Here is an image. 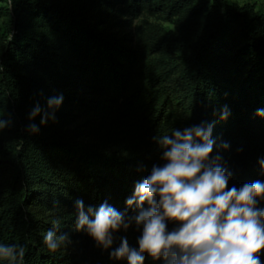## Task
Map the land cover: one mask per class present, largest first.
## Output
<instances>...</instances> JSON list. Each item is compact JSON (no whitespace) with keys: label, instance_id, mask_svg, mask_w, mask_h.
Masks as SVG:
<instances>
[{"label":"trees","instance_id":"16d2710c","mask_svg":"<svg viewBox=\"0 0 264 264\" xmlns=\"http://www.w3.org/2000/svg\"><path fill=\"white\" fill-rule=\"evenodd\" d=\"M50 100L60 103L49 107ZM258 110L264 8L229 0H0V244L25 249L22 261L0 264H127L110 252L123 237L138 250L142 226L119 229L104 249L74 229L76 202L137 215L126 200L164 163L153 137L202 122L212 125L211 156L232 174L229 187L264 182ZM178 226L168 222L169 231ZM50 229L71 243L49 251ZM144 255V264H165ZM258 255L264 264V250Z\"/></svg>","mask_w":264,"mask_h":264},{"label":"clouds","instance_id":"9594fccd","mask_svg":"<svg viewBox=\"0 0 264 264\" xmlns=\"http://www.w3.org/2000/svg\"><path fill=\"white\" fill-rule=\"evenodd\" d=\"M59 103L50 100L49 107ZM39 111L37 108L31 115L35 117ZM227 115L222 112L221 119ZM257 115L264 116V110ZM211 135L212 125L202 122L153 137L164 163L153 165L126 200V206H134L138 214L126 218L107 202L85 209L78 200L77 230H86L97 245L108 249L114 242L113 233L127 230L133 221L142 226L138 250L123 237L110 252L116 260L126 258L127 264H144V254L163 259L165 264H262L258 253L264 250V209L257 205L264 199V182L229 187L232 174L219 156H211L215 144ZM260 166L264 171V161ZM168 222L179 226L169 231ZM53 223L58 226L59 222ZM69 243L67 234L58 236L53 229L44 235L51 252ZM24 255L23 247L0 244V258L22 261Z\"/></svg>","mask_w":264,"mask_h":264},{"label":"rangeland","instance_id":"374dc122","mask_svg":"<svg viewBox=\"0 0 264 264\" xmlns=\"http://www.w3.org/2000/svg\"><path fill=\"white\" fill-rule=\"evenodd\" d=\"M229 1L237 2V3H240V4L249 2V3H252L256 8H264V0H229ZM164 25L166 27H168V28H171L172 27L168 23H164ZM74 229H77V228H74Z\"/></svg>","mask_w":264,"mask_h":264}]
</instances>
